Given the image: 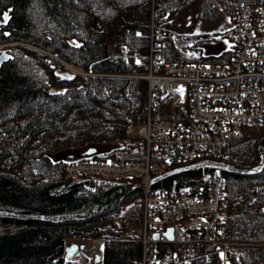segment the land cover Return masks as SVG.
I'll list each match as a JSON object with an SVG mask.
<instances>
[{
  "label": "trees",
  "instance_id": "obj_1",
  "mask_svg": "<svg viewBox=\"0 0 264 264\" xmlns=\"http://www.w3.org/2000/svg\"><path fill=\"white\" fill-rule=\"evenodd\" d=\"M218 2L232 25L240 3L264 5V0ZM190 4L0 0V44L22 43L0 52V264H79L63 259L65 243L74 238H104L103 264H141L142 247L130 228L142 223V179L73 178L66 170L74 161L106 158L136 137L147 116V82L115 75L147 72L153 9L164 17L153 26L155 40L163 33L185 37L175 29ZM232 31L233 26L226 31L229 42ZM197 33L198 41L190 38L184 48L168 46L156 54L164 63L230 59L229 47L203 55L199 44L217 33ZM45 52L96 75L63 79L58 74L65 73L64 64ZM159 111L162 118L180 114L168 107ZM69 150L76 152L65 155ZM199 164L204 168L188 163L178 173L154 178L167 187L174 178L203 183L219 172L227 192L226 239L243 245L241 264H258L264 249L252 245L264 243V205L249 197L255 183H264V127H233L224 156Z\"/></svg>",
  "mask_w": 264,
  "mask_h": 264
},
{
  "label": "built area",
  "instance_id": "obj_2",
  "mask_svg": "<svg viewBox=\"0 0 264 264\" xmlns=\"http://www.w3.org/2000/svg\"><path fill=\"white\" fill-rule=\"evenodd\" d=\"M154 18L163 20L158 13H152L151 22ZM188 42L176 35L151 38L149 70L136 76L148 82L147 116L136 137L122 141L106 158L70 163L67 176L142 179V226L136 238L141 264H241L243 245L229 242L222 229L224 177L214 172L203 183L174 178L162 187L154 174H175L188 163L204 168L202 160L224 156L233 127H264V5L236 7L228 60L164 63L156 54ZM161 107L180 114L162 118ZM249 202L264 205V183L253 185ZM163 245L168 249L161 252ZM252 246L264 249V243ZM97 255L99 261L89 258L87 264H103V252ZM258 264H264V255Z\"/></svg>",
  "mask_w": 264,
  "mask_h": 264
},
{
  "label": "rangeland",
  "instance_id": "obj_3",
  "mask_svg": "<svg viewBox=\"0 0 264 264\" xmlns=\"http://www.w3.org/2000/svg\"><path fill=\"white\" fill-rule=\"evenodd\" d=\"M190 5L191 6H188L189 7L188 11L185 10L179 14V16L182 18L180 20L182 25L179 27H176V29H175L177 33H180V34L183 33V35L188 40L191 38L193 41H198V33L197 32L208 33V34L217 33V34H213V35L217 36V35H220V33L217 32L219 29H222V30L226 29V31L230 30V28L232 26L231 18L226 17L223 14H221V12H220L221 6H220L218 0H191ZM152 13L157 14V12H155L154 9H153ZM152 13H151V16H152ZM188 21H192V24L187 26L186 23ZM222 21L227 22L226 27L220 26ZM150 22H151V20H150ZM157 22L158 21H156V19L154 18V19H152V22L150 23V27H151L150 38L155 37L154 32L152 30L153 29L152 26H154V24ZM17 44L22 45V43H20V42H9V43H5V44H0V52L5 47L17 45ZM230 44H231V42L227 41L226 39L219 42V43L213 42L211 40H204L202 43L199 44V46L203 52V55H216L223 48H228L230 46ZM121 49H122V51H125V48L122 47ZM45 53L51 58H54L56 60H60L58 57H56L52 53H47V52H45ZM62 63L64 64L65 72L69 71V72H73L74 74L81 75V76H95L96 75V74L91 73V72H85L83 69L78 68L74 65L67 64L64 62H62ZM148 70H149V64H148L147 71ZM115 76L120 77V78H124L125 76L135 78L137 75H131L130 76V75L118 74ZM147 87H148V82H147ZM147 107H148V93H147ZM136 134H137V132H136ZM130 138H132V137H130ZM72 152H76V151L75 150L66 151L65 155L72 156V154H73ZM82 161H85V159H83ZM83 176H85V174L82 176H76L73 178H78V177H83ZM141 226H142V224L140 225V227ZM140 227H138L137 229L130 228V232H132V235H134L133 236L134 240H136V238L138 237L137 235L140 233ZM103 239L104 238L93 239V240H90V239H81V240L86 242L88 244V246L90 247L96 241H99V240L102 241ZM104 242H105V239H104ZM89 258L91 259V257H89V256H88V258H85L84 262H80L79 260H75L74 263L87 264L89 262Z\"/></svg>",
  "mask_w": 264,
  "mask_h": 264
},
{
  "label": "water",
  "instance_id": "obj_4",
  "mask_svg": "<svg viewBox=\"0 0 264 264\" xmlns=\"http://www.w3.org/2000/svg\"><path fill=\"white\" fill-rule=\"evenodd\" d=\"M211 37H213L214 40H218L221 38L220 35H217V36H207L206 39L210 40ZM194 55L198 57L200 56V53L195 52ZM58 75L62 77L63 79H69V78H73L76 74L68 71L65 73H60ZM94 152H95V149H92V150L86 151L85 154L91 155ZM263 211H264V208H263ZM167 237L172 239L171 230H169V232L167 233ZM88 247H89L88 244L84 242L83 240H81L80 238H74V239L68 240L64 245V255H63L64 261L74 262L75 260H79L81 262L80 258L84 255ZM103 250H104V239L102 240V252ZM91 259H93L94 261H99L100 257L98 255H95L94 257H91Z\"/></svg>",
  "mask_w": 264,
  "mask_h": 264
},
{
  "label": "bare ground",
  "instance_id": "obj_5",
  "mask_svg": "<svg viewBox=\"0 0 264 264\" xmlns=\"http://www.w3.org/2000/svg\"><path fill=\"white\" fill-rule=\"evenodd\" d=\"M258 6V5H257ZM159 14V13H158ZM160 15V14H159ZM162 16V15H161ZM163 17V16H162ZM163 20H164V17H163ZM234 25V23H233ZM232 25V26H233ZM153 28V27H152ZM165 34V33H163ZM161 35V34H160ZM160 35L157 36L158 40H155L154 38V41H159L160 39ZM167 35V34H166ZM174 36V35H173ZM215 36V35H213ZM172 37V36H171ZM168 38V37H167ZM170 38V37H169ZM151 39V38H150ZM221 39V38H220ZM214 40V39H213ZM216 41V40H214ZM231 45V44H230ZM168 47V46H167ZM174 47V46H173ZM230 47V46H229ZM164 48V47H163ZM161 49V48H160ZM204 61H208V60H204ZM78 70V69H77ZM102 251V241H96L93 245H91L90 247H88V249L86 250V252L84 253V255L80 258L81 262H84L85 261V258L86 257H94L95 255L99 254L100 252Z\"/></svg>",
  "mask_w": 264,
  "mask_h": 264
},
{
  "label": "flooded vegetation",
  "instance_id": "obj_6",
  "mask_svg": "<svg viewBox=\"0 0 264 264\" xmlns=\"http://www.w3.org/2000/svg\"><path fill=\"white\" fill-rule=\"evenodd\" d=\"M223 15L227 17V15H226L225 13H223ZM225 19H226V18H225ZM220 26H222V27L225 26V27H226V26H227V22H225V21L223 22V21H222V23L220 24ZM217 32L220 33L221 39H222L223 36H224V37H223L224 39H227L226 29H225V30H224V29H223V30H222V29H219ZM0 54H1V53H0ZM2 54H4V53H2ZM3 57H4V55H0V62L3 61Z\"/></svg>",
  "mask_w": 264,
  "mask_h": 264
}]
</instances>
